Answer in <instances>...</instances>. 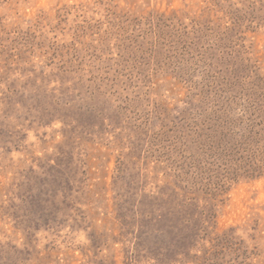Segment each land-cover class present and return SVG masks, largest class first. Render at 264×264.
Segmentation results:
<instances>
[{
	"label": "rangeland",
	"instance_id": "374dc122",
	"mask_svg": "<svg viewBox=\"0 0 264 264\" xmlns=\"http://www.w3.org/2000/svg\"><path fill=\"white\" fill-rule=\"evenodd\" d=\"M0 264H264V0H0Z\"/></svg>",
	"mask_w": 264,
	"mask_h": 264
}]
</instances>
